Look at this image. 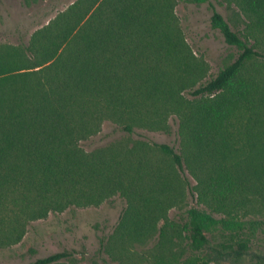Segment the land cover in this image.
Segmentation results:
<instances>
[{"label": "trees", "instance_id": "16d2710c", "mask_svg": "<svg viewBox=\"0 0 264 264\" xmlns=\"http://www.w3.org/2000/svg\"><path fill=\"white\" fill-rule=\"evenodd\" d=\"M173 4L78 0L29 43L0 46V250L25 222L114 196L125 208L99 251L117 264H211L244 256L264 235V0L241 1V32L212 8L210 27L238 53L197 87L203 68L173 29ZM169 116L179 151L128 138L166 131ZM104 122L126 138L83 150Z\"/></svg>", "mask_w": 264, "mask_h": 264}, {"label": "rangeland", "instance_id": "374dc122", "mask_svg": "<svg viewBox=\"0 0 264 264\" xmlns=\"http://www.w3.org/2000/svg\"><path fill=\"white\" fill-rule=\"evenodd\" d=\"M78 0H0V46L27 44L32 35L44 27L57 14L65 11ZM242 0H209V3L194 4L187 0H173V29L186 48L189 60L202 66L203 72L196 84L213 78L220 69L233 62L237 49L225 43L222 35L210 27L212 8L220 13L234 31L241 32L246 18L239 8ZM249 44H253L251 41ZM264 52V41L256 45ZM260 68V60L255 63ZM249 69V68H248ZM187 99L191 98L185 93ZM167 130H137L129 139L148 143L167 144L180 150L178 121L169 116ZM126 135L116 130L110 122H104L100 132L81 142L83 150L96 148L122 140ZM190 184L194 180L185 174ZM188 205L195 199L187 196ZM125 208L119 196L103 201L97 206L68 209L62 213H49L43 218L24 223V235L14 245L0 250V264H31L39 258L61 252L75 251L76 256L64 264H117L106 252H100V241L107 240L118 224ZM180 211L167 213L170 220L177 221ZM160 225V224H159ZM156 236L147 246L137 247L138 253H146L155 244ZM146 255V254H145ZM125 264H147L133 258L124 259ZM129 261V263H128ZM211 264H264V235L257 233L248 252L240 257H230Z\"/></svg>", "mask_w": 264, "mask_h": 264}]
</instances>
